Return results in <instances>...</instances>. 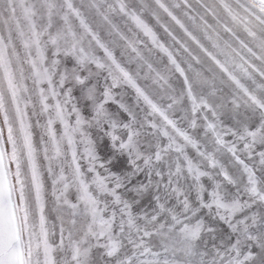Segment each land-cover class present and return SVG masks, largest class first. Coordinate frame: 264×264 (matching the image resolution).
<instances>
[{"label":"snow or ice","instance_id":"snow-or-ice-1","mask_svg":"<svg viewBox=\"0 0 264 264\" xmlns=\"http://www.w3.org/2000/svg\"><path fill=\"white\" fill-rule=\"evenodd\" d=\"M153 4L0 0V264H264V0Z\"/></svg>","mask_w":264,"mask_h":264},{"label":"rangeland","instance_id":"rangeland-1","mask_svg":"<svg viewBox=\"0 0 264 264\" xmlns=\"http://www.w3.org/2000/svg\"><path fill=\"white\" fill-rule=\"evenodd\" d=\"M74 2L79 6L80 0H74ZM128 3L139 5L140 0H126ZM146 3L153 4V0H145ZM167 2H171V0H167ZM89 3V0H84V7L82 8V11L85 13V16L89 19V21L92 23V26L94 29L98 30L100 32L101 38L107 40V30L108 26L101 20L100 17L95 16L94 12L89 10L87 8V4ZM190 3H192L194 6L196 4V0H190ZM154 6V4H153ZM177 15L180 17V19L188 26L190 29L192 28L191 22L187 20L186 17H184L180 10H176ZM145 19L148 20V22L154 27V29L157 32V35L160 37L161 42H163L165 45L172 48L173 51H175V47L172 45V40L170 37L167 36V34L163 31L162 28L159 27L155 23V20L151 18L147 13L145 14ZM161 19L163 23H166L169 28L176 34L180 39H182L184 42H186L190 49L192 50L193 54L198 56L201 60L200 64H196L194 60H191L189 57H187L186 54H181L178 59L181 61L182 67L185 68V71L187 75L191 78L194 75L195 71H201L205 75H211V72L209 69L214 71L218 76H221L222 74L219 72V69L215 67V65L212 64V62L204 55V53L200 52V50L197 48V46L192 43L191 40L187 36L184 35L183 31L179 28L178 25H176L169 17H167L166 14L161 12ZM209 21L211 22V18L209 17ZM114 22L119 24L122 31H124L127 35L130 37L132 36L131 33L127 32L128 27H132L134 29V25H132L131 21H128L127 24L124 20H122L120 17H115ZM196 34L199 36L200 33L196 32ZM141 39H144L145 42L148 44V47H151V44L147 41V38L143 37V35H140ZM121 45H123V42H120ZM137 47L140 49L142 54L149 60V62L152 63L153 69L155 71L149 72L147 67H144L140 69V77L138 79V83L144 87L145 85H149V91L156 88L157 86L152 84V78L155 77L156 72H160L164 76H170L171 80L170 82L173 84V86H178V84L181 82L182 78L179 77L178 73H175L174 69H172V66L168 64L167 57L159 52L156 49H153L152 53L149 54L147 51V48H145L143 45H137ZM178 47V46H176ZM122 51V48L118 47L116 48V55L119 60H121L122 63L125 64V66L130 67L133 72H135V65H127V59L129 55H134L130 52V49L128 50V53L124 57L120 56V52ZM187 60L192 64V69H188L187 63H184V61ZM259 64V62H256ZM167 65V68H166ZM255 75V74H254ZM145 76L148 77V79H145ZM226 79V77H225ZM256 79L258 82H260V77L257 75ZM250 83V82H248ZM225 90H227L228 85H224ZM129 95H133L132 90L128 89ZM54 217V214H53Z\"/></svg>","mask_w":264,"mask_h":264}]
</instances>
